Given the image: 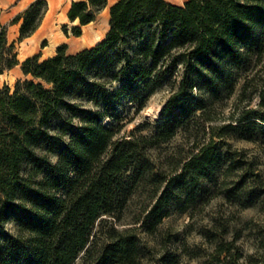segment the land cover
Segmentation results:
<instances>
[{"label":"trees","instance_id":"trees-1","mask_svg":"<svg viewBox=\"0 0 264 264\" xmlns=\"http://www.w3.org/2000/svg\"><path fill=\"white\" fill-rule=\"evenodd\" d=\"M108 0L73 2L71 32L96 20ZM48 11L36 0L23 14L20 40L31 36ZM18 20V18H16ZM69 33L67 25L63 27ZM264 56V0H119L110 8V30L92 48L21 63L29 79L12 91L0 88V264H142L145 247L133 227L96 226L104 215L119 218L135 190L152 191L140 228L152 235L173 205L186 212L208 184L227 185L242 208L264 205V180L246 167L230 140L264 143V81L249 103L226 123L214 121L213 104L243 82L246 96L253 66ZM16 44L0 23V77L19 65ZM176 91L152 133L138 126L123 134L163 85ZM250 100V99H249ZM201 124L209 140L172 174L157 172L150 151L180 130ZM235 173V174H234ZM240 222L241 227L232 226ZM201 244L184 253L200 264H264V216L214 218ZM177 234L162 236L163 244ZM156 247L150 245V255ZM163 252L156 264H173ZM176 259V258H175Z\"/></svg>","mask_w":264,"mask_h":264},{"label":"rangeland","instance_id":"rangeland-1","mask_svg":"<svg viewBox=\"0 0 264 264\" xmlns=\"http://www.w3.org/2000/svg\"><path fill=\"white\" fill-rule=\"evenodd\" d=\"M47 41L42 43V47ZM48 50V48H47ZM16 52L19 58L22 59L21 46L16 45ZM252 79L249 82L246 96H241L243 82L241 81L235 88L234 93L229 96H223L211 106V115L214 121L208 125H218L226 123L229 119L238 116L249 103L251 106H257L259 102L258 95L255 93V86L264 81V56L253 66L249 76ZM29 79L23 75L20 66H16L7 70L0 77V88L9 86L13 91L16 84L20 80ZM176 91L175 87L169 84L158 88L149 98L147 105L139 113L131 114L130 121L126 124L121 135L129 134L138 126L144 128L143 133H152L155 131L161 120V111L171 95ZM250 99V100H249ZM209 132L204 131L201 124L192 126L189 130H180L177 136L170 142L164 143L150 151L151 160L157 172L172 174L178 168L179 163L188 157L192 152L200 148L209 140ZM232 147L242 153L241 158L247 162L246 167L256 173H259L264 180V143L254 142L244 139L230 140ZM241 171L239 174H241ZM235 174V173H234ZM239 174H235L228 180L227 185L208 184V188L200 193L198 201L190 207L186 212H181L180 207L173 205L171 212L166 217L163 223L159 226L157 234H150L140 228L141 222L144 219L147 209L153 203L152 191L143 185H140L134 195L131 197L126 209L119 218H114L109 215H104L97 223L96 232L100 233L103 227V232H106L109 227L116 226L120 229L133 227L137 229V233L142 239L145 251L143 254L142 264H156L157 258L165 252H174L173 264H200L199 258H189L185 255L184 243L182 237H186L190 248L195 244H201V230L207 225H210L214 218L236 217L242 220L255 217L262 218L264 216L263 201L259 200L255 204L247 208H242L239 204L234 203L225 194L226 188L233 185V180H238ZM241 227L242 224L238 221L232 226ZM168 233L177 234L173 237L170 243L166 245L162 242V236ZM150 245L155 246L156 250L153 255H150ZM84 253L80 255L75 264H83ZM176 258V259H175Z\"/></svg>","mask_w":264,"mask_h":264},{"label":"crops","instance_id":"crops-1","mask_svg":"<svg viewBox=\"0 0 264 264\" xmlns=\"http://www.w3.org/2000/svg\"><path fill=\"white\" fill-rule=\"evenodd\" d=\"M34 1L36 0H0V23L7 26L8 41L16 45L19 43L24 54L22 59L18 54L20 64L17 66L20 67L23 61L36 54L41 55V60L55 56L58 47L63 44L67 45L68 54H76L103 41L110 30V8L119 0H108V5L98 13L96 20L82 27L81 36L72 34V27L79 25V21H70L68 12L73 2L86 0H47L48 11L39 28L31 36L20 40L22 16ZM166 1L183 6L187 0ZM64 25H67L68 34L63 29ZM44 41L47 43L42 47ZM23 75L29 77L24 73Z\"/></svg>","mask_w":264,"mask_h":264}]
</instances>
